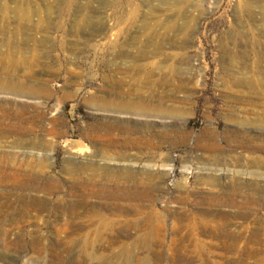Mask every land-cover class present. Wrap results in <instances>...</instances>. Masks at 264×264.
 <instances>
[{"label":"rangeland","instance_id":"1","mask_svg":"<svg viewBox=\"0 0 264 264\" xmlns=\"http://www.w3.org/2000/svg\"><path fill=\"white\" fill-rule=\"evenodd\" d=\"M0 264H264V0H0Z\"/></svg>","mask_w":264,"mask_h":264},{"label":"bare ground","instance_id":"2","mask_svg":"<svg viewBox=\"0 0 264 264\" xmlns=\"http://www.w3.org/2000/svg\"><path fill=\"white\" fill-rule=\"evenodd\" d=\"M19 93H21V91H19ZM149 106L150 105H148V103L144 102L142 99H138V101L134 103L133 102L121 103L116 108L119 110V112H129L137 116H142L143 114H147L148 112L155 113V111H157L156 109H153V108L150 109Z\"/></svg>","mask_w":264,"mask_h":264}]
</instances>
